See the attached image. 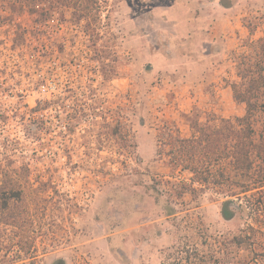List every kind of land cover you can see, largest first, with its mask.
<instances>
[{
	"label": "rangeland",
	"instance_id": "1",
	"mask_svg": "<svg viewBox=\"0 0 264 264\" xmlns=\"http://www.w3.org/2000/svg\"><path fill=\"white\" fill-rule=\"evenodd\" d=\"M158 1L175 2L109 0L99 21H80L90 42L78 39L81 29L70 23L77 17L63 6L51 9L55 20L40 27L48 31L47 38L31 34L22 47L20 35L12 43V28L0 25V172L11 177L4 193H20L19 201L10 202L4 212L0 202V263L5 248L11 250L7 258L15 256L18 264H51L58 258L66 264L246 261L242 251L226 252L223 247L240 226L237 219H221L225 197L209 190L196 197H175L167 183L188 184L190 176L171 177L167 148L157 158V138L165 125L188 137L183 115L195 108L225 120L244 115L245 106L221 91L237 80L241 56H251L253 45L264 37V20H259L264 0H184L195 13L192 22H202L210 37L221 43L218 48H227L222 70L153 73L140 69L138 59L125 56L123 45L125 39L148 31L147 14ZM37 11L41 13V7ZM90 12L92 16L95 10ZM35 18L21 15L30 32L39 28ZM73 41L75 45L68 44ZM42 78L47 83L44 92L37 91ZM89 89L95 94V109L87 99ZM53 95L67 103L46 110L36 104ZM75 110L84 114L78 123L69 119ZM118 115L127 116L136 143L135 161L127 167L105 162L120 147L103 125ZM167 200L178 212L175 217L162 211Z\"/></svg>",
	"mask_w": 264,
	"mask_h": 264
},
{
	"label": "trees",
	"instance_id": "2",
	"mask_svg": "<svg viewBox=\"0 0 264 264\" xmlns=\"http://www.w3.org/2000/svg\"><path fill=\"white\" fill-rule=\"evenodd\" d=\"M108 1L1 0L0 9L8 10L10 16L0 13V25L11 22L14 17H21L23 13L38 16L32 21L42 24L52 18L50 10L58 9L57 6L72 9V17L79 20H72L73 24H79L83 19L90 20V17L93 23H96L100 20V12ZM40 7L41 13L35 12L36 8ZM24 9L28 11L25 12ZM93 9L95 13L91 16L90 11ZM259 20H264V14ZM26 33L19 25L20 45ZM252 52L251 56H241L236 68L237 80L226 84L231 90L233 101L245 106L244 115L225 120L211 112L204 113L195 108L190 114L183 115L189 128L188 137L181 136L175 126H163L157 138V158L160 159L167 148L164 156L167 158L166 167L171 171V177L181 178L183 174L190 176L188 184L179 180L167 183L175 197L181 199L186 194L196 197L206 190L223 195L225 198L220 204L221 219L225 222L237 219L240 222L237 232L223 242L225 251L233 248L245 253L247 259L243 264H264V37L253 45ZM88 91L87 99L93 100L92 109H95V94L91 89ZM48 108L50 106H45L43 110ZM92 116L95 117L93 112ZM82 117L84 114L75 110L69 119L78 123ZM126 117L118 115L110 124L103 125L108 137L120 147L119 152L107 158L105 162L124 167L128 166L127 163L135 161L136 144L130 128L127 127ZM36 133H40V127ZM26 134H30L29 129ZM175 175L178 177H174ZM10 178L6 172H0V202L3 212L8 210L10 202H18L20 199V193L6 195L3 191L6 186L10 187ZM155 187L153 185L150 188L159 202L161 196ZM169 199H172V194ZM162 211L166 217H175L178 214L169 200ZM4 221L9 222V218ZM10 251V248H5L2 252L4 259L0 264L19 263L16 262L15 256L7 258ZM29 252L28 249L24 254L28 256ZM51 264L66 262L58 258ZM73 264L89 263L82 260Z\"/></svg>",
	"mask_w": 264,
	"mask_h": 264
},
{
	"label": "crops",
	"instance_id": "3",
	"mask_svg": "<svg viewBox=\"0 0 264 264\" xmlns=\"http://www.w3.org/2000/svg\"><path fill=\"white\" fill-rule=\"evenodd\" d=\"M147 16L148 31L132 40L125 39L123 45L125 56L133 61L138 59L142 65L140 69L153 70V73L161 70H222L221 59L226 58L227 48H218L221 43L210 37L202 22H192L195 13L188 2L175 0L166 4L158 1ZM224 91L231 93L227 86L221 92Z\"/></svg>",
	"mask_w": 264,
	"mask_h": 264
},
{
	"label": "built area",
	"instance_id": "4",
	"mask_svg": "<svg viewBox=\"0 0 264 264\" xmlns=\"http://www.w3.org/2000/svg\"><path fill=\"white\" fill-rule=\"evenodd\" d=\"M3 13V12H2ZM1 13V14H2ZM10 12L8 10H6L5 13H3L2 15L5 16L8 14V16H10L9 14ZM55 20L54 18V15H52V18L47 20L46 22L42 23V24H38L36 25L35 27H39L38 30H28V28L22 23V19L21 17H14L12 18V21L7 23V24H3L2 26H8L9 28H12V35H13V39H12V43L14 42V40L16 39V37L18 36V32H19V25H21V27L23 28V30H25L27 33L23 36L24 38V41L22 43V45H20V47L26 45L28 43V40L30 39L29 37H31V34L35 36V38H38V37H43V38H47L48 36V31H45V32H42L40 30V27L42 26H45V25H48L50 22H53ZM58 20V19H57ZM58 23H62L61 20H58ZM65 23V22H64ZM71 23V22H70ZM72 24V23H71ZM73 26H76V27H79L81 30L79 32L78 35V39H81L83 41H87V42H90V35L88 34L87 30H84V28L81 27L80 23L79 24H75ZM33 36V38H34ZM75 42H69L68 44H74ZM75 45V44H74ZM64 46H66L64 44ZM17 49V48H16ZM93 63L95 64V61H93ZM93 69L95 70V67H93ZM61 70H69L67 67H63ZM88 73H94L92 72V70H87ZM12 81L17 84L18 82H16V80H14L13 78H11ZM47 89V83H46V79L45 78H42V80L40 81V84L38 85V88H37V91H41V92H44L46 91ZM56 97V98H55ZM60 95H53L52 98H48V99H39L36 101V104L40 105H44V106H50V107H53V106H57V107H60V106H63L64 103H67V101H64L63 98L59 99ZM2 118L0 117V120Z\"/></svg>",
	"mask_w": 264,
	"mask_h": 264
}]
</instances>
